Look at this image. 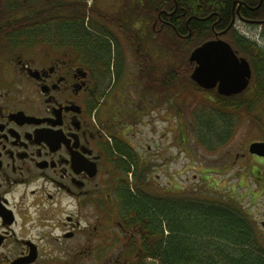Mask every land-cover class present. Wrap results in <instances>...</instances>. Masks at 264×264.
I'll use <instances>...</instances> for the list:
<instances>
[{
  "label": "flooded vegetation",
  "instance_id": "1",
  "mask_svg": "<svg viewBox=\"0 0 264 264\" xmlns=\"http://www.w3.org/2000/svg\"><path fill=\"white\" fill-rule=\"evenodd\" d=\"M121 3L0 0V264L151 259L144 249L148 232L126 196L170 191L154 181L169 162L167 85L160 98L143 87L126 100L118 89L147 82L125 73L154 69L151 54H162L166 69V51L133 49L118 24ZM176 6L153 19L152 31L146 19L129 18L137 39L145 41L157 26L166 34ZM241 7L242 0H232L229 25L215 30L212 24L207 40H226L229 29L248 25ZM159 122L167 125L158 133ZM146 126L157 131L155 147L142 135Z\"/></svg>",
  "mask_w": 264,
  "mask_h": 264
},
{
  "label": "trees",
  "instance_id": "2",
  "mask_svg": "<svg viewBox=\"0 0 264 264\" xmlns=\"http://www.w3.org/2000/svg\"><path fill=\"white\" fill-rule=\"evenodd\" d=\"M259 1L242 0L240 15L250 20L247 26L258 28L261 44L236 29H229L224 34V39L250 64L252 75L247 89L227 97L219 96L213 90L211 100L203 99L208 109L193 113L190 129L194 131L197 144L205 149L215 150L228 143L236 127L233 114L244 113L255 126L263 123L264 0L260 4ZM175 4L176 12L170 16L169 28L175 37H178L177 33L186 35L190 32V40H206L213 34L212 24H215V30L225 29L232 16V0H122L118 7V24L133 49L147 46L163 50L165 47H154L153 34L145 41L137 39L139 31L129 18L136 20L142 16L149 19L152 31L153 19L159 14L164 15L166 10L174 11ZM218 17L220 20L216 23ZM166 69L160 73L158 69L148 68L143 80H151L154 86L157 80L153 75L160 78L162 75L163 87L171 86L172 97H180L178 70L172 66ZM126 197L130 202L128 206H133L129 208L136 209L137 218L151 240L144 245L151 264H264V235L237 204L159 193L153 198ZM133 264L147 262L139 258Z\"/></svg>",
  "mask_w": 264,
  "mask_h": 264
},
{
  "label": "rangeland",
  "instance_id": "3",
  "mask_svg": "<svg viewBox=\"0 0 264 264\" xmlns=\"http://www.w3.org/2000/svg\"><path fill=\"white\" fill-rule=\"evenodd\" d=\"M141 18L143 19L142 16ZM146 21L145 28L150 31L149 19ZM237 28L245 34L248 33L247 36L252 38L258 32V28L241 23ZM162 31H158V26L154 30V47L164 46L166 68L172 66L178 70V90H180L178 94L180 97H172L171 86L165 91L169 103H164L163 106L170 108L168 121L170 132L164 141V145L169 147V162L166 164L165 173H159L160 176L154 180L157 188L158 190L165 188L166 191L170 189L168 195H189L206 201L237 204L251 217L259 232L264 235V162L248 152L250 143L264 141V110L262 111L263 123L260 126L253 125L244 113H236L233 114L236 127L227 144L215 150L199 146L195 140L194 131L190 129V122L194 119L193 113L208 109L203 99L211 100L214 91L199 89L191 81L190 75L194 64L189 61V56L196 46L209 38L194 41L189 38L175 37L169 32V29L165 31L166 34ZM122 43L126 47L125 41ZM147 58L151 64L149 67L158 69L160 73L161 70H164L162 69L164 59L162 54L159 57L151 54ZM146 69L144 67L143 72H140L129 67L125 78L144 76ZM153 77L159 81H155L157 85L152 86V81L147 80L148 82H144V85L141 83L134 84L133 87H124L123 85V87H119L118 92L120 95L122 94L123 99L129 100L130 95H139L141 88L148 86V91L154 90V96L160 98L164 95L162 75L161 78L157 75H153ZM114 100L113 96L107 99L110 105L114 103ZM163 108L159 107V111L165 114L168 109L163 111ZM163 124L161 122L157 124L158 133ZM141 129L144 139L153 138L155 140V147L159 139L157 131L155 134L151 133L150 126ZM131 131L133 134L136 133V129H131ZM160 143L163 141L161 140ZM150 145L153 147V143ZM236 154H239L238 158H235ZM146 262L151 264V260Z\"/></svg>",
  "mask_w": 264,
  "mask_h": 264
},
{
  "label": "water",
  "instance_id": "4",
  "mask_svg": "<svg viewBox=\"0 0 264 264\" xmlns=\"http://www.w3.org/2000/svg\"><path fill=\"white\" fill-rule=\"evenodd\" d=\"M189 61L195 63L190 79L201 89H215L219 96L227 97L242 93L249 85V62L223 39L207 40L196 46ZM248 152L264 158V141L250 143Z\"/></svg>",
  "mask_w": 264,
  "mask_h": 264
},
{
  "label": "bare ground",
  "instance_id": "5",
  "mask_svg": "<svg viewBox=\"0 0 264 264\" xmlns=\"http://www.w3.org/2000/svg\"><path fill=\"white\" fill-rule=\"evenodd\" d=\"M254 40H255L256 42H258L259 44H261L260 38H259V36H258V33L255 35Z\"/></svg>",
  "mask_w": 264,
  "mask_h": 264
}]
</instances>
